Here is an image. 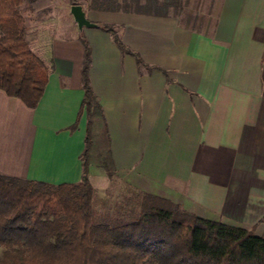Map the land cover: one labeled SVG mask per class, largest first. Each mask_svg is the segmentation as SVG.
<instances>
[{
    "label": "crops",
    "instance_id": "1",
    "mask_svg": "<svg viewBox=\"0 0 264 264\" xmlns=\"http://www.w3.org/2000/svg\"><path fill=\"white\" fill-rule=\"evenodd\" d=\"M40 1L31 2L34 10ZM78 5L94 27L80 30L70 6L64 27L37 36L40 57L54 68L37 108L0 91V175L81 182L83 37L105 119L94 133H107L118 177L200 218L264 237V0ZM89 180L96 187L108 178L91 165Z\"/></svg>",
    "mask_w": 264,
    "mask_h": 264
},
{
    "label": "trees",
    "instance_id": "2",
    "mask_svg": "<svg viewBox=\"0 0 264 264\" xmlns=\"http://www.w3.org/2000/svg\"><path fill=\"white\" fill-rule=\"evenodd\" d=\"M24 1L0 0V91L34 110L54 68L26 40ZM99 27L128 53L113 27ZM81 40L82 108L88 118L82 180L53 186L0 175V264H264V237L200 218L155 195L142 193L139 213L130 222L93 217L89 167L102 168L110 180L117 173L107 133L102 143L94 140L95 126L105 127V119L90 86V48Z\"/></svg>",
    "mask_w": 264,
    "mask_h": 264
},
{
    "label": "rangeland",
    "instance_id": "3",
    "mask_svg": "<svg viewBox=\"0 0 264 264\" xmlns=\"http://www.w3.org/2000/svg\"><path fill=\"white\" fill-rule=\"evenodd\" d=\"M32 1L25 0L20 7V12L25 20L27 30L26 40L30 47L40 56L37 51L40 42L37 36L39 37L44 30L53 32L58 24L64 27V22L71 16V5L69 0H42L39 3V9L34 10ZM48 2L49 9L46 8ZM44 22L47 25H44ZM72 25L74 26L75 24L72 23ZM97 132L95 130V143H102L103 133ZM103 145L100 148L102 152H104ZM93 188L92 210L93 217L96 220L108 222L109 224L117 221L130 222L139 213V205L143 192L139 188L123 182L118 175L113 180L108 178V180L98 182L97 186H93Z\"/></svg>",
    "mask_w": 264,
    "mask_h": 264
},
{
    "label": "water",
    "instance_id": "4",
    "mask_svg": "<svg viewBox=\"0 0 264 264\" xmlns=\"http://www.w3.org/2000/svg\"><path fill=\"white\" fill-rule=\"evenodd\" d=\"M71 14L80 30L95 26L88 21L82 7L79 5H75L71 7Z\"/></svg>",
    "mask_w": 264,
    "mask_h": 264
}]
</instances>
